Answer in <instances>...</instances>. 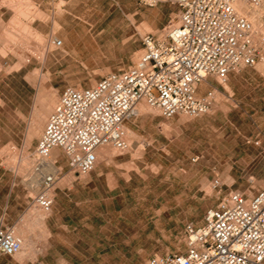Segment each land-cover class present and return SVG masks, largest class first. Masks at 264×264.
<instances>
[{
	"label": "rangeland",
	"instance_id": "374dc122",
	"mask_svg": "<svg viewBox=\"0 0 264 264\" xmlns=\"http://www.w3.org/2000/svg\"><path fill=\"white\" fill-rule=\"evenodd\" d=\"M2 5L0 219L12 229L20 226L29 255L38 256L47 235L32 202L39 186L30 190L26 179L36 173L34 150L52 110L26 145L31 122L42 117L49 94L55 96L56 107L62 89L94 86L106 74L134 64L141 54V37L158 36L176 24L179 8L172 0H4ZM259 19L264 24V11ZM78 35L81 41L91 40L83 53L75 50ZM54 39L62 45L55 47ZM257 46L256 64L231 71L228 91L209 79V88L219 94L215 92L206 114L164 119L143 102V111L125 122L129 148L119 152L103 147L112 155L129 152V201L116 199L117 220L99 236L92 224L96 214L76 205L79 195L73 193L63 211L73 226L53 230L57 244L39 262L54 264L56 254L71 263L78 256L81 264H88L101 253L107 260L102 264H148L153 256L183 252L185 225L200 224L228 186L249 196L264 187V46ZM55 167L60 170L57 185L70 186L75 178L86 176L72 173L66 160ZM215 180L220 195L212 188ZM123 206L129 212L121 213ZM83 218L88 220L85 226L77 225ZM29 255L22 264L37 261Z\"/></svg>",
	"mask_w": 264,
	"mask_h": 264
},
{
	"label": "built area",
	"instance_id": "2783aa9c",
	"mask_svg": "<svg viewBox=\"0 0 264 264\" xmlns=\"http://www.w3.org/2000/svg\"><path fill=\"white\" fill-rule=\"evenodd\" d=\"M172 2L179 8L176 24L166 26L162 37L144 34L134 64L106 74L94 86L62 90L34 150L39 190L32 202L43 212L52 207L60 175L43 168L52 150L62 151L72 173L87 175L99 149L129 148L125 122L137 116L140 102L164 119L195 118L208 113L215 101V89L198 94L200 84L209 79L226 83L231 71L256 64V42L264 41V28L256 29L236 5L254 7L261 0ZM53 44L62 42L54 39ZM212 188L220 195L218 180ZM183 241V252L153 256L148 264H264V187L252 196L234 190L221 194L200 224L185 225ZM21 248V240L0 219V255L13 257Z\"/></svg>",
	"mask_w": 264,
	"mask_h": 264
},
{
	"label": "crops",
	"instance_id": "0c3cea01",
	"mask_svg": "<svg viewBox=\"0 0 264 264\" xmlns=\"http://www.w3.org/2000/svg\"><path fill=\"white\" fill-rule=\"evenodd\" d=\"M3 1L4 0H0V22H2L4 15L6 13V8L4 5H2ZM209 86H212L210 80H207V82L200 84L197 88L198 94H202L204 92V89L205 90L210 89ZM41 115L43 116L47 115L46 108H44V112ZM256 145L258 146L259 142H257ZM123 156H128V159L121 163H117V164L113 163L114 159ZM50 158L53 159V163L55 166L58 163L63 165V163L66 160V157L64 156L62 151L57 148L52 150ZM110 162H112V164H110ZM103 165L110 166V168H103L102 167ZM126 165H129V152L123 155L114 154L107 158L101 157L99 160H97L95 168L90 173H88L84 178L82 179L75 178L70 182V186H66L63 184L60 185L56 184L57 186L53 194V204L44 220V228L46 227L45 230L47 235L45 241L46 247L44 250L42 249V247L40 248L41 249L40 251L41 252L44 251V252L39 254L38 256L36 255L35 259L37 257L38 259L35 262L32 261L33 264H44L43 262H39L40 257H46L53 249L54 244H57V241H55L56 238L53 239L55 237L53 232L54 229L61 228L63 230H67L71 227L72 221L71 220L68 221L65 218L66 213H64L63 211H66V207L69 205V202L71 201L70 196L73 193L79 195V201L76 203V205L81 206L83 207V209L92 211L94 212V214H96L94 215L92 224L99 231L98 233L99 236L102 235V229L106 231L112 227V221L117 220L116 219L117 216L116 215L114 216V214H117V211L115 209L116 199L129 201L130 171L129 168L126 167ZM62 169L63 168H61V170ZM259 189L260 188H258L255 191V193ZM228 190H231L230 186L227 187L226 191ZM125 206H123L121 213L129 212V208L127 209L125 208ZM85 221H88L87 218L85 219L83 218L82 220L81 219L77 220V222L80 223L77 225L85 226V224H82L85 223ZM52 227H56V228H52ZM51 239L53 240L50 241ZM69 252H71V250ZM52 257L54 259L53 260L54 264H81L82 262V260L78 259V256L76 257L77 261L72 263L67 261L68 257L64 258L59 255L57 256L56 254H53ZM103 259L105 258H103L101 253H98L93 257L92 260L88 262V264H102ZM106 261L107 260L105 259V262ZM0 264H22V263L19 260H17L14 256L7 257L0 255Z\"/></svg>",
	"mask_w": 264,
	"mask_h": 264
},
{
	"label": "bare ground",
	"instance_id": "6f19581e",
	"mask_svg": "<svg viewBox=\"0 0 264 264\" xmlns=\"http://www.w3.org/2000/svg\"><path fill=\"white\" fill-rule=\"evenodd\" d=\"M237 9L239 11H241L243 14L247 15L249 20L253 23L254 27L256 29H260L262 30L264 28V24L263 22L259 19V16L261 14V12L264 11V0H261L260 4L258 6H254V7H251V6H248L247 4L245 3H238L236 5ZM55 26V24H54ZM76 34V33H75ZM74 34V35H75ZM54 36V35H53ZM84 36V35H83ZM79 38V35L77 36ZM159 37H162L161 35H159ZM55 38V37H54ZM77 38V39H78ZM81 38H79V40L77 41V48L75 49L76 52L78 53H83L86 51V43L88 40L87 37H83L82 38V41L80 40ZM98 39V38H97ZM25 40V39H24ZM23 40V42H24ZM91 41V40H90ZM89 41V42H90ZM26 42V41H25ZM52 42V41H51ZM95 42H92V44H94ZM33 44V43H32ZM256 44H259L261 47L264 46V41H258L256 42ZM22 45V44H21ZM55 46V45H54ZM56 47V46H55ZM25 49V48H23ZM263 49V48H262ZM38 50V49H37ZM89 50V49H88ZM32 51V50H31ZM34 51V50H33ZM36 51V50H35ZM41 51V50H40ZM39 51V52H40ZM43 51V50H42ZM46 54V53H45ZM45 54L43 53L42 54V57L41 59H43V61L45 60L44 56ZM241 68H238V69H235L236 72H239ZM220 85H222L223 89L228 91L229 90V87L226 83H221ZM205 90V89H204ZM216 93H218V91H216ZM219 94V93H218ZM55 104V96L54 95H51L49 94V96L46 98V112L48 113V111L50 110H53L55 107L54 106ZM44 105V104H43ZM147 105V104H145ZM137 115L139 113H141L143 111V102H140L138 105H137ZM39 112H41L39 110ZM40 116V115H39ZM42 117L41 118H35L36 120H34L33 122H31L32 124V129H30L28 131V137L26 139V145H30L31 144V140L33 139L34 136H37L38 133H39V130H40V127L41 125L43 124V121L45 120L44 117H46L45 115H41ZM129 131V130H128ZM125 136L128 137L130 136V132H126L125 133ZM106 148V147H104ZM104 148L102 149H99L101 151H98L97 152V160H99L101 157L102 158H107V157H110L112 156L113 153H110L109 151H107V149L105 150ZM34 162L33 161V165H34ZM53 163V160L51 158H49L47 164H45L43 166L44 170L45 171H51V172H55V171H60L59 169H55V165L52 164ZM35 172V171H34ZM27 178V177H26ZM27 180V186L30 190L34 189L35 187L39 186V176L37 173H32V175L26 179ZM56 185V184H55ZM37 212V215H38V218L40 220V226L41 228L43 229V231L46 233V230L44 228V220L48 214V212H43V211H40V209L38 208V210L36 211ZM13 232L14 234L21 240V251L19 253H17L16 255H14V257L19 260L20 262H25L24 260H27L25 259L27 257V255H29L30 251H31V248L30 246L28 245L29 242H27V236L25 235V233L23 232V230L20 228V226L16 227L13 229ZM43 232V233H44ZM46 247L45 245V242L42 246V249L44 250ZM31 256L32 259H35L36 257V254L35 255H29ZM30 259V258H29Z\"/></svg>",
	"mask_w": 264,
	"mask_h": 264
}]
</instances>
